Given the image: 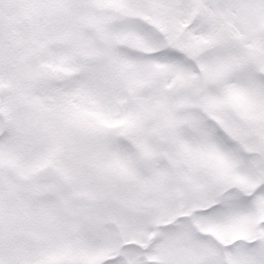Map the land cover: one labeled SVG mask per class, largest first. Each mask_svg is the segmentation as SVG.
I'll return each mask as SVG.
<instances>
[{
	"label": "snow or ice",
	"instance_id": "snow-or-ice-1",
	"mask_svg": "<svg viewBox=\"0 0 264 264\" xmlns=\"http://www.w3.org/2000/svg\"><path fill=\"white\" fill-rule=\"evenodd\" d=\"M0 264H264V0H0Z\"/></svg>",
	"mask_w": 264,
	"mask_h": 264
}]
</instances>
